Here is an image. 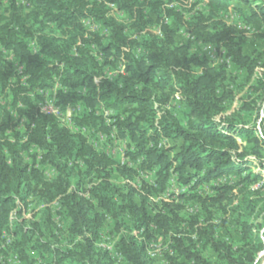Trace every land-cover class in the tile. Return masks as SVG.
<instances>
[{"label":"trees","instance_id":"16d2710c","mask_svg":"<svg viewBox=\"0 0 264 264\" xmlns=\"http://www.w3.org/2000/svg\"><path fill=\"white\" fill-rule=\"evenodd\" d=\"M26 1L32 8L23 13L22 0H0V92L10 98L0 103V244L4 241L2 232L10 227L16 199L25 208L32 189L40 201H52L62 194L61 211L71 217L69 234L81 238L72 247H53L39 239L45 221L40 219L27 227L24 219L19 220L22 211L18 209L10 231L13 240L0 248V255L13 251L25 264H117L118 260L120 264H152L147 244L165 236L169 238L165 253L168 264H258L264 239L255 233L251 220L258 205L253 196L260 191L252 186L262 181V175L254 171L250 158L264 169V137L258 134L255 121L249 123L256 118L258 103L242 101L233 113L223 115L233 96L220 85L227 75L226 59L249 77L258 67L264 68V51L245 54L237 30L223 17L230 8L239 14L242 10L231 4L232 0H192V7L202 4L206 10L197 9L188 16L185 12L190 9L171 4L189 0ZM237 1L248 9L242 18L244 24L250 26L259 20L264 25V0ZM109 3L126 16V24L109 15ZM88 17L108 30L106 43L98 38L99 32L92 33V38L84 36L81 20ZM154 25L159 33L147 30ZM177 31L187 36L185 41L176 40ZM199 43L221 53L219 66L193 50ZM94 47L102 61L91 53ZM3 51L12 55V61L4 58ZM119 59L125 61L124 75L95 80L104 66ZM17 66L22 68L20 74ZM23 76L26 79L21 82ZM56 80L67 89L58 92V103L82 105L73 120L76 130L84 128L87 134L100 131L109 137L114 133L117 139L127 141L123 163L118 154L98 151L85 134L60 125L54 115L39 112L30 91L52 87ZM258 82L264 87V73ZM175 95L186 101L183 117L169 109ZM14 112L24 118L23 135L16 130ZM13 133L17 139L11 141ZM168 140L181 141L172 158L169 152L175 148L166 147ZM32 145L42 151V163L56 166L58 180L44 181L37 168L25 163L21 152ZM77 159L83 168L68 166V161ZM32 160L36 162L35 155ZM129 162L134 166L129 167ZM138 169L154 171L157 186L143 184L140 191L111 180L113 171L132 177ZM172 173L182 184L193 181L192 190L212 181L226 182L213 185L211 196L181 192L159 205L151 203L149 195L163 191ZM78 174L83 182L97 180L88 199L73 190L65 194L68 177ZM232 178L235 181H229ZM188 200L200 202L203 221L197 215L182 217L180 212ZM234 200L231 216L242 240L235 248L216 238L217 229L230 223L232 217L218 224L211 222L213 207H222L225 212L224 204ZM105 214L117 230L112 250L96 246L103 236ZM207 247L216 253L215 261L203 256ZM32 250L37 251V258L30 257L28 251Z\"/></svg>","mask_w":264,"mask_h":264},{"label":"rangeland","instance_id":"374dc122","mask_svg":"<svg viewBox=\"0 0 264 264\" xmlns=\"http://www.w3.org/2000/svg\"><path fill=\"white\" fill-rule=\"evenodd\" d=\"M192 0H189L188 2H174L171 5L176 6L177 8H183L186 11L188 9L189 12H185L188 15L194 13L197 9H200V11H205L206 7L204 5H198L195 8L192 7ZM231 4L235 5L237 9H241L243 14H239L236 10L229 9L230 11L227 13H223V17L226 20V22L237 30V39H239L242 42V46L244 49V53L251 55L254 51H264V25L259 20H254L250 24V26L244 24L243 17L248 14V9L245 4L238 2L237 0H232ZM23 7V13L29 12V10L32 8L31 4L28 3L26 0H22V4L20 5ZM114 19H118L119 21L127 23L126 16L121 15L119 16L116 13L110 14ZM47 26V31L50 29L49 23H45ZM81 24H85L83 19L81 20ZM172 26L175 29L174 23H172ZM148 31H151L153 33H159L158 26H148ZM104 31V30H103ZM101 31L99 34V39H101V42L106 43L108 38V32ZM108 31V30H107ZM89 33V34H88ZM86 28V32L84 36L92 35L91 38L94 36L93 34H90ZM186 35L182 33L181 31H177L176 40L177 41H185ZM96 45V44H95ZM33 46H31L32 48ZM97 49V48H96ZM95 49V50H96ZM193 50H197L201 57H205L210 61V63L214 66H219L222 62V55L221 53L217 52L215 48L209 44L205 43H199L196 44L193 47ZM96 52H99V50H96ZM7 61H12L10 56L6 55ZM103 58L100 57V61H102ZM262 62H264V56L262 58ZM123 66L125 67V61L123 59H119L118 61L114 62L111 65L104 66L103 71L109 68L113 74H116L117 72L123 70L122 68L119 69V67ZM226 77L221 80V90L224 91H231V95L233 96V101L230 103V108L225 112L223 115H230L237 109L239 104L243 102H257V109L255 112V120L254 118L250 119L249 123H255L259 126L258 127V134L264 137V87H261V85L258 82V79H261L264 73L263 67H258L252 77H249L244 70L238 69L232 62L229 61V59H226ZM10 97V96H9ZM52 97V96H50ZM262 97V98H261ZM8 96H5V93L0 92V103L4 104L5 101L9 100ZM32 101L37 106L38 105V98H32ZM10 103V102H9ZM9 106H6V109ZM69 107L71 111H74V116L77 115L82 108V105L72 102L69 103ZM169 109L175 113L178 114L180 117H183V112H185L186 109V101L184 98H182L179 95H175V97L172 99L171 103L169 104ZM246 117V116H245ZM20 118L18 116H15L13 114V121L16 125V127L20 123ZM21 135L22 132H19ZM87 136V141L92 144L98 151L110 154L112 156L119 155L120 160L125 161V155L124 150L126 147L127 141L124 139H119L117 142L114 141L113 137H109L104 141H99L94 135L87 134V132H82ZM9 134V133H7ZM10 138L17 139V136H15V133L10 134ZM25 136H23L24 138ZM109 138H112L111 141ZM2 141V136L0 135V142ZM181 141L180 140H168L166 141V147H174L175 149L169 152V157L172 158L174 153L178 150L180 146ZM31 147L28 148V150H24L22 153V157L25 161V163H28L29 168L34 166L39 170V173L44 181L48 182H55L60 177L59 171L56 168L55 165L51 163H42L40 158H37L35 163L32 160L33 155L35 152H30ZM42 154V152H41ZM40 161V162H39ZM78 161V162H77ZM81 162V163H80ZM250 165L254 169L255 172H259L262 175V181L258 184H255L252 186L253 190H260L258 191L253 197L258 201L257 209L252 215V222L255 225L254 231L255 233H260L262 238L264 239V169H260L257 165V161L254 158H250ZM68 166H78L80 169L83 168V162L79 159L77 160H70L68 161ZM129 167H133L134 164L132 162H129ZM80 175L77 176H70L68 177L69 183H67L66 192L65 194L71 192L72 190L75 191L78 195H81L85 199H88L89 197V190L92 186L97 184V180H86L83 182V180H80ZM61 178H65L64 174L61 175ZM157 179L155 172H145L142 170H137V174H134L132 177H128L126 175H121L117 171H113L111 180L118 184L119 186L126 188L127 186H132L140 191H143L142 185L147 184L149 186H153L154 188L157 186ZM65 181V180H64ZM229 181L233 182L235 179H230ZM217 182L225 183L226 179H221L217 181H212L209 183H204L200 185L198 188L192 190L190 186L193 184V181H191L189 184H182L179 180L176 174L172 173L170 180L166 186V188L156 193L155 191H152V194L149 195V201L153 204L159 205L160 202L163 200H168L169 198H172L175 194L185 192L190 194H199L202 197H207L214 195V191L212 189V186L215 185ZM62 194L57 196L52 201H40L37 196L36 189H32L31 192H29L27 200H26V207L24 208V204L20 203L18 199L15 201V207L12 210V216L14 217L15 211L18 209H21L22 214L18 217L19 220L24 219L25 225L27 227H30L33 225V223L39 221L40 219L44 220L40 231L39 239H41L43 242H49L51 246H68L72 247L75 242H78L81 238L79 235H74L73 238L69 234L70 230L68 228L69 223L71 222V217L61 211V198ZM136 201H139V198H135ZM119 200V198H118ZM95 203V201H93ZM236 204V200L232 201L231 203H225V207L227 208V211H223L222 207L216 206L212 208V223L218 224L223 219H228L232 217L230 220V223H227L223 227H219L216 232V238L217 239H223L224 241L230 243L234 248L238 247L242 244L241 240V234L239 231V226L235 223V218L231 216L232 209H234ZM151 205L149 204V207ZM151 208V207H150ZM99 208L96 207V210ZM180 214L183 218H189L192 215H197L199 217L200 221H203L205 218V213L201 210L200 202L197 200H188L184 202V207L181 210ZM128 223V222H127ZM47 227V229H46ZM116 227L115 224L110 219V216L108 214H105V220L103 225V236L101 240L96 241V246L101 247H109V250H112V245L117 239V236H115L116 233ZM121 231H124V228L121 227ZM135 233V232H134ZM55 235V236H52ZM73 239V240H72ZM13 240V238H12ZM169 238L165 236H157L153 238L148 244L147 247L151 249L150 252L147 251L148 257L151 259L152 264H168V260L166 258L165 253L169 250ZM30 257L37 258V251L32 250L28 251ZM203 256L209 260V261H215L216 260V253L210 248L207 247L203 251ZM6 259L5 262L7 264H25L23 261L20 260L19 254L15 253L13 251L8 252L7 255H5ZM11 258V259H10ZM119 259V257H117ZM183 261L184 258H181ZM258 264H264V249L262 253L258 257ZM36 264H40L36 263ZM117 264H120V261L118 260Z\"/></svg>","mask_w":264,"mask_h":264},{"label":"built area","instance_id":"2783aa9c","mask_svg":"<svg viewBox=\"0 0 264 264\" xmlns=\"http://www.w3.org/2000/svg\"><path fill=\"white\" fill-rule=\"evenodd\" d=\"M108 6H109V13L110 14H113V13H116V14H118L119 16H121L123 13L121 12V11H119L113 4H111V3H109L108 4ZM116 20H118V19H116ZM83 21H84V27H85V29L87 28V30L89 31V32H91L90 34H92V33H94V32H99V34H100V32L101 31H106V32H108L107 31V29H102L100 26H99V24H97L92 18H90V17H88V18H83ZM103 31V32H104ZM86 32V31H85ZM89 34V33H88ZM87 34V35H88ZM31 46H33L32 47V50L33 51H35V49H36V44H35V42H33V43H31ZM96 47H94L93 49H92V51H91V53L94 55V56H96L97 57V59H99L100 60V57H101V54L99 53V52H96ZM5 51H3V54H4V58L6 57V55H5V53H4ZM7 56H10V58L12 59V55H7ZM6 59V58H5ZM120 68H122L123 70H121V71H119V73L117 72L116 74H113L112 72H111V70L109 69V68H107L106 70H104V71H102V74L101 75H99V76H97L96 78H95V80L97 81V82H99V81H101L102 79H109V80H112L113 78H115L116 76H118V75H124L125 74V67H123V66H121L120 65V67H119V69ZM17 72H18V74H20L21 72H22V68L20 67V66H17ZM26 79V76H23V77H21L20 78V81L22 82V81H24ZM59 91H63V92H66L67 91V89H65L64 87H62L60 84H59V82H58V80H56V82L53 84V86L52 87H48V88H35V89H33L32 91H30V96H31V98H38V105H37V108H38V110H39V112L40 113H42V114H44V115H54L57 119H58V121H59V124L60 125H62V126H64V127H66V128H68V129H70V130H72V131H79V132H87L84 128L83 129H81V130H76L75 129V127H74V122H73V120H74V111H71L70 110V107H69V103L68 104H66V105H62L61 103H58V92ZM50 96H52V97H50ZM9 108V107H8ZM98 109L101 111V110H103V108H102V106H98ZM13 114H15V116H18L20 119V123H19V125L16 127V130L18 131V132H24V130H25V121H24V118L23 117H20L18 114H16V112H14ZM105 115H108L109 114V112L108 111H106L105 113H104ZM9 133V132H8ZM91 135H94L99 141H104V140H106L107 138H108V136L105 134V133H103V132H100V131H92L91 133H90ZM111 137H113L114 138V141L115 142H117L119 139H117L116 137H115V134L113 133V134H111L110 135ZM9 139L11 140V141H13V139L12 138H10L9 137ZM26 140V136L24 137V139H23V141H25ZM31 149H33V150H31L30 152H35V161H37L36 159L37 158H40V160L42 161V154H41V150H40V148L38 147V146H36V145H32L31 146ZM38 162V161H37ZM40 162V161H39ZM78 162V161H77ZM121 162L123 163L124 162V160L122 159L121 160ZM81 163V162H80ZM12 222H13V217L11 216L10 217V227H9V229H7V230H4L3 232H2V238L4 239V241L3 242H1V244H0V248H6V246L8 245V244H10L11 243V241H12V238H13V234H11L10 233V231H11V229H12ZM107 248H109V247H107ZM147 251L148 252H150L151 251V249H149L148 247H147ZM5 259H6V257H5V255H0V262L3 264L4 262H5ZM11 259V258H10Z\"/></svg>","mask_w":264,"mask_h":264}]
</instances>
